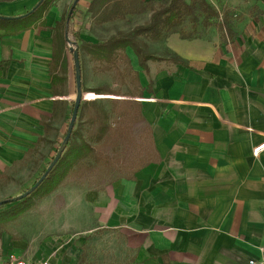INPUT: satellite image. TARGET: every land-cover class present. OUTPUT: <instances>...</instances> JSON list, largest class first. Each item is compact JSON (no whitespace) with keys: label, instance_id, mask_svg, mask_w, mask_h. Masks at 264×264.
Wrapping results in <instances>:
<instances>
[{"label":"crops","instance_id":"crops-1","mask_svg":"<svg viewBox=\"0 0 264 264\" xmlns=\"http://www.w3.org/2000/svg\"><path fill=\"white\" fill-rule=\"evenodd\" d=\"M91 1L80 0L78 10L101 28L151 17L149 8L143 15L98 24L89 12ZM152 1L157 6L167 0H144ZM40 2L0 0V16L17 19ZM70 2L49 0L43 15L18 34L14 25L0 22V140H5L8 126L17 140L27 142L34 116L29 108L46 102L47 97L54 102L71 95L54 97L50 77L55 29ZM222 5L226 6L221 9L243 16L235 20L237 35L232 42L225 41L215 26L192 40L175 34L164 41L166 49L189 67L169 61L147 63L151 91L142 89L143 99L134 100L144 106L154 160L136 171L134 180L120 178L102 185L99 192H87L77 204L67 203L69 216H76L71 223L74 231L90 238L99 233L101 242L115 237L117 249L133 253L129 264L262 261L264 151L256 157L254 149L264 144V0H225ZM65 54L71 92L74 62ZM156 62L162 66L157 68ZM140 84L145 87L142 78ZM21 146L0 148V172L18 161L8 157L21 159ZM58 212L56 228L49 233L51 238H67V252L50 241L46 246L47 240L40 250L21 249L24 243L5 226L0 264L11 253L35 263L80 264L77 239L59 229L65 220Z\"/></svg>","mask_w":264,"mask_h":264},{"label":"trees","instance_id":"trees-1","mask_svg":"<svg viewBox=\"0 0 264 264\" xmlns=\"http://www.w3.org/2000/svg\"><path fill=\"white\" fill-rule=\"evenodd\" d=\"M155 2L145 3L144 0H92L89 12L98 24L123 19L128 15H143L147 13L149 8L151 9V17L146 24L137 26L129 32H118L106 41L82 42V44H79V37L73 23L76 8L70 13L73 8L72 6L69 12L63 15L55 29L53 58L50 64L53 96L63 98L74 91L76 93L74 63L72 70V90L71 92L68 91V71L65 53H71L72 55V52L70 51L66 35H68L72 42L76 43V47H78L80 52L83 93L92 92L97 95H117L131 98H143L142 88L138 95L134 92H130L127 96L118 94V92H113L109 90V88H98L95 90L87 89L85 86L83 52L90 55L91 59L95 62L101 64L106 63L115 68L123 61L126 65V70L132 73L133 69L131 67L130 58L126 54L128 49H132L138 57L140 67L143 68L146 73H149L147 63L152 60L159 62L169 61L170 63L186 68L189 66L185 60L172 53L170 50H167V54L169 55L168 58L158 56L151 52L147 42L148 40L156 42L165 41L169 36L175 34L179 35L184 40H192L198 38L202 30H207L216 25L222 32L225 41L229 40L232 42L237 35L234 28V17H237V15L232 10L225 8L220 9L219 6L212 4L210 0H167L157 4V6L153 5ZM48 5L49 0H45L37 7L34 13L29 12L25 16L17 19H0V22L14 25L16 28L14 32L17 34L21 33L32 27L35 20L34 18L37 19L41 17L43 12L48 9ZM221 8H223L222 4ZM36 13V16H32ZM42 24L45 25L44 22ZM132 75L135 83H138L139 78L137 73L135 72ZM138 86L140 87V84ZM149 91H151L150 87ZM107 105H109V108ZM74 106L75 100L54 101L52 115H43L40 120L44 132L49 133L51 131L55 120L65 118L66 116L71 118ZM143 111L144 106L142 102L135 100L111 99L109 101H103L102 99H97L94 101H83L68 147L50 173H55L57 177L55 186L41 194V196H46L54 192L59 187L60 183L67 178L68 174L75 172L77 168L103 166L109 170H114L115 165L125 161L126 158L124 157L122 159L121 153L127 152L126 150L122 151L121 145L125 148L128 144L129 136L126 134V129L132 130L137 125L145 123ZM113 117L115 118L114 122L111 121ZM65 136L66 132L63 136V140ZM54 158L52 160H54ZM147 165L148 163L144 164L138 170ZM47 168L43 170L36 182L46 172ZM126 179L134 180L135 178L132 174L126 177ZM31 208L32 205L30 202L28 203L26 201L1 205L0 239L3 228L7 226V224L20 218L23 213L29 211Z\"/></svg>","mask_w":264,"mask_h":264},{"label":"rangeland","instance_id":"rangeland-1","mask_svg":"<svg viewBox=\"0 0 264 264\" xmlns=\"http://www.w3.org/2000/svg\"><path fill=\"white\" fill-rule=\"evenodd\" d=\"M75 2V1H74ZM73 0L65 7V13L67 14L74 4ZM214 5L219 6L221 9V4L225 0H210ZM225 7L224 5H222ZM78 10V6L76 7ZM80 9V7H79ZM82 9V7H81ZM227 9V8H225ZM37 15L34 14V16ZM243 16L237 15L234 17L235 20L242 19ZM149 21L148 15H143L141 17H134L126 22H115L109 24L107 27H99L94 22H91L87 16L78 10V15L74 20L75 31L79 37V44L82 42H102L108 40L110 37L114 36L118 32H129L134 26L144 25ZM189 26V25H188ZM217 28V25L215 26ZM149 49L151 52L158 56L166 57L167 49L164 41H150L148 40ZM126 51L128 57L130 58L131 67L133 69L132 73L126 70V65L124 62H120L118 67H112L106 63L95 62L91 59V56L83 52V62L85 65V86L89 90H95L98 88H109L113 92H118V94L126 95L130 92L139 94L142 88L140 84V79L142 78L145 87L144 90H149L152 82L150 78L145 73V70L140 67L136 58V55L132 53V50L128 49ZM71 59L72 55L69 53ZM138 60V59H137ZM73 63V61H72ZM162 63V62H161ZM162 66L159 62H156V67ZM137 73L139 81L135 83L133 73ZM140 84V87L138 86ZM140 88V89H139ZM92 93H84L86 101H94L97 99H102L103 101H109L111 99L117 100H134L140 98H131L125 96L117 95H97V96H108L105 98H91L87 99L86 95ZM95 94V93H94ZM146 92H144V95ZM75 91L65 99L75 100ZM143 99V98H142ZM35 107L29 108L30 113L34 112L33 118L30 119L28 124L29 138L25 142L17 140L15 133H13L7 126V132L5 135V140H0V148L5 147L8 149L19 148L21 144L22 157L21 159L16 157H8L9 161L16 159L12 165L9 167L1 168L0 172V202L16 198L29 188L33 186L36 180L41 176L43 170L52 162L55 157L56 151L63 142V136L67 129L71 118L66 116L55 120L53 122L52 129L49 133H45L43 127L40 124L41 115L51 116L53 107V98L47 97V101L41 105H32ZM109 108V105H107ZM34 117L35 120H34ZM115 118L111 119L114 122ZM12 126V125H11ZM13 127V126H12ZM24 131V125L20 128ZM10 130V131H9ZM127 136H129L127 146L122 147V151L126 150L127 153H121L122 159L125 157L126 160L122 163L115 165L114 170H109L103 166H94L92 168H80L68 174L67 178L60 183L59 187L54 193L46 196H41V194L47 192L52 187L55 186L57 177L55 173L49 174L47 180H45L28 198H25L19 202L26 201L30 202L33 206L32 209L23 213L20 218L7 224L5 231L9 233L16 234L14 238H20L23 248H27L28 251L38 249L45 240L46 246L47 242L53 247L59 246V248H64L67 252L69 246L66 245V239L53 237L51 230L56 228L57 221L55 220L56 214H58V209L62 213L65 221L61 222L62 225L59 229H64L68 234L72 235L78 243V247L82 251V258L80 264H129L133 258V253L129 249L120 250L116 248L115 237L109 238L106 242H101L99 233H96L93 237L80 235L72 227L74 223L75 215L69 216L70 206L67 204L69 201H74V204L79 202V199L84 196L87 192H99L102 185L112 184L120 178H126L134 175L139 168L144 164L151 162L153 159V149L149 140V126L144 124H139L132 130L126 129ZM57 191V192H56ZM61 200V204H59ZM77 209L80 208L79 205ZM72 208V207H71ZM74 210V209H73ZM78 211V210H77ZM79 212V211H78ZM75 216V217H74ZM62 219V218H61ZM72 223V224H71ZM68 224V227L66 226ZM67 227V228H66ZM48 233V236L45 234ZM59 237V236H58ZM97 237V238H95ZM51 238L50 240H48ZM62 241V242H61ZM21 244V245H22ZM65 244V245H64ZM104 244V245H102ZM14 247V246H13ZM15 250V249H14ZM10 255H15V257L20 258L16 253H11Z\"/></svg>","mask_w":264,"mask_h":264},{"label":"water","instance_id":"water-1","mask_svg":"<svg viewBox=\"0 0 264 264\" xmlns=\"http://www.w3.org/2000/svg\"><path fill=\"white\" fill-rule=\"evenodd\" d=\"M45 1V0H41L40 4ZM80 0H75L74 4H73V8L70 11V13L73 12L74 8H76L77 4L79 3ZM38 6H36L34 8V10L31 11V13L35 12V10L37 9ZM0 19H4V17L0 16ZM5 19H16V18H5ZM66 39L68 41V45L70 47V51L73 53V62H74V69H75V80H76V98H75V106H74V110H73V114L71 117V121L69 123L68 129H67V133L66 136L63 140V142L61 143V146L54 158V160L51 162L50 166L47 168L46 172L42 175V177L36 182V184L30 188L28 191H26L25 193H23L22 195L16 197V198H12L9 200H5L0 202V206L6 203H16L18 201H21L25 198H27L28 196H30L49 176V174L51 173V171L55 168L56 164L59 162V160L61 159V157L63 156L64 152L66 151L69 141L71 139L73 130L75 128L77 119H78V115H79V110L81 107V104L83 101H86V98L84 97V93L82 90V68H81V62H80V52L78 47H76V43L72 42L68 35H66Z\"/></svg>","mask_w":264,"mask_h":264},{"label":"built area","instance_id":"built-area-1","mask_svg":"<svg viewBox=\"0 0 264 264\" xmlns=\"http://www.w3.org/2000/svg\"><path fill=\"white\" fill-rule=\"evenodd\" d=\"M264 151V144L258 146L254 149V155L257 157L260 155V153ZM261 253L263 255L261 262H256L254 260L250 261L249 264H264V246L261 247ZM4 264H49V261H43V262H30L27 260H24L22 258L15 257V255H10L7 257V260L4 262Z\"/></svg>","mask_w":264,"mask_h":264},{"label":"bare ground","instance_id":"bare-ground-1","mask_svg":"<svg viewBox=\"0 0 264 264\" xmlns=\"http://www.w3.org/2000/svg\"><path fill=\"white\" fill-rule=\"evenodd\" d=\"M34 13V12H33ZM34 16V15H32ZM36 16V15H35ZM87 99H91V98H97V97H100V98H105V97H108V96H97L96 94L94 93H89L86 95Z\"/></svg>","mask_w":264,"mask_h":264}]
</instances>
